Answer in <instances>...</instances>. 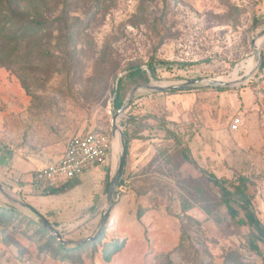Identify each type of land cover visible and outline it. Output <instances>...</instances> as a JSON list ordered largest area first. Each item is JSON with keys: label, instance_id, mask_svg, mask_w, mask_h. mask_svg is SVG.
Returning <instances> with one entry per match:
<instances>
[{"label": "rangeland", "instance_id": "rangeland-1", "mask_svg": "<svg viewBox=\"0 0 264 264\" xmlns=\"http://www.w3.org/2000/svg\"><path fill=\"white\" fill-rule=\"evenodd\" d=\"M263 29L264 0H0V186L53 226L64 246L91 239L82 250L59 251L0 191V264H263V245L262 256L249 248L253 231L230 218L205 175L247 177L264 227V70L239 68ZM131 67L146 70L148 81L123 85L131 103L117 125L127 153L100 230L121 144L107 166L89 167L57 196L30 183L74 136L98 132L114 145L113 91ZM242 77L221 91L143 87ZM236 117L242 124L232 131ZM114 244L121 247L106 262Z\"/></svg>", "mask_w": 264, "mask_h": 264}, {"label": "trees", "instance_id": "trees-1", "mask_svg": "<svg viewBox=\"0 0 264 264\" xmlns=\"http://www.w3.org/2000/svg\"><path fill=\"white\" fill-rule=\"evenodd\" d=\"M260 71L264 70V53H260ZM148 72L152 78L156 77V68L155 65L152 63H148ZM136 80H142L143 82H147V71L142 70L141 68H128L126 71V74L119 78L116 83V89L113 91V109L119 110L123 104V85L126 83L134 82ZM218 90H223L222 88H219ZM98 133V132H97ZM124 143L128 145L127 136L124 139ZM184 158L188 161H190V158L187 155H184ZM206 179L209 183H212L214 186L218 187L221 191V196L224 201V204L226 206V209L228 211V214L232 220H235L238 226H247L252 231V238L248 240V246L251 250L257 252L258 255L262 256L261 251L259 250V246L257 243H261L264 247V227L261 224V222L257 219V217L254 214L253 208H252V196L248 193L249 186L252 184V182L244 176L241 175H234V181L231 182H222L215 178L212 174H207ZM79 179L78 177L70 180L66 185L61 186L59 188H47L41 192H39L40 195L48 197V196H57L61 193H63L66 188L69 186V184ZM122 185V183H121ZM231 203L236 205V207L239 209L234 208L231 206ZM13 211V209H11ZM239 211L243 213V216L241 217L239 215ZM53 242L56 240L51 237L50 238ZM100 239V238H99ZM98 241V240H97ZM96 243V241H95ZM92 245H94V242H91ZM58 250L62 252H71L72 250H82L87 245L84 244H78L75 245L72 248H69L68 246H64L63 244L59 243ZM120 245H113V250L111 252H105V255L103 256V259L106 262L110 261L112 253H116L120 249ZM263 264H264V258H263Z\"/></svg>", "mask_w": 264, "mask_h": 264}, {"label": "built area", "instance_id": "built-area-1", "mask_svg": "<svg viewBox=\"0 0 264 264\" xmlns=\"http://www.w3.org/2000/svg\"><path fill=\"white\" fill-rule=\"evenodd\" d=\"M242 121L234 118L230 129L238 131ZM111 142L102 133H88L70 138L64 146L61 158L34 173L30 187L41 192L47 188H59L80 177L89 167L107 165L111 156Z\"/></svg>", "mask_w": 264, "mask_h": 264}, {"label": "water", "instance_id": "water-1", "mask_svg": "<svg viewBox=\"0 0 264 264\" xmlns=\"http://www.w3.org/2000/svg\"><path fill=\"white\" fill-rule=\"evenodd\" d=\"M259 38L263 39L262 44L264 43V29L262 30V32H260L259 34ZM254 41H252V47L254 50V55H253V60L256 64L255 70H258L260 68V48L255 47L254 45ZM261 44V45H262ZM245 77H242L240 79H238L237 81L234 82H226V81H216V80H199V81H192V82H188L185 84H177V85H166V86H156V85H144L143 87L145 89L151 90V91H157V92H165V91H181V90H187V89H192V88H202V87H211V88H222V87H229L232 86L235 83H240L244 80ZM138 87L134 88L131 92V97L134 96V93L137 91ZM131 103V98L127 101L126 104H124L119 110H117L115 112V114L112 117V131L113 132H118L119 136H120V144H121V156L119 159V166L116 172V175L114 177V179L112 180V182L109 185L108 191H107V195H108V200H109V207L106 210V212L103 214L102 217V221H101V226H100V230L102 229V227H104L109 212L112 208V199L114 198V194L115 192L118 190V187L120 185V179L121 176L123 174V170H124V165H125V158H126V153H127V148L126 145L124 143V136H123V132L119 129V126L117 125V119L118 117L125 111V109L129 106V104ZM111 148H112V140H111ZM0 191L5 195V198L10 202L11 205L19 208V209H23L26 212L30 213L31 215L34 216L36 222L38 224H40L42 227H44L51 236H53L54 238L57 239V241H59L61 244H65L68 243L66 241H64L62 239L61 234L53 227L51 226L39 213H37L32 207H30L28 204L18 200L15 197H11L9 195H7L4 190L2 189V186H0ZM99 230V231H100ZM99 233V232H98ZM93 239V238H92ZM89 240H85V241H90ZM85 241L83 242H76L75 244H83L85 243ZM70 244V243H69Z\"/></svg>", "mask_w": 264, "mask_h": 264}, {"label": "bare ground", "instance_id": "bare-ground-1", "mask_svg": "<svg viewBox=\"0 0 264 264\" xmlns=\"http://www.w3.org/2000/svg\"><path fill=\"white\" fill-rule=\"evenodd\" d=\"M262 42H263V39H259L254 45H255V47H258V48H260V46H261V44H262ZM255 67H256V64H255V62H254V60H253V58L251 59H249V60H247L246 62H243V63H241L240 64V66H239V68H241V69H243L244 70V73H246L247 75H252V73H254V71H255ZM238 78V75L237 74H234L233 75V79H237ZM117 134H118V132H117ZM119 136L117 135V140L115 141V143H114V145L112 146V153H111V156L110 157H112V155L113 156H116L117 154H118V151H119V149H120V143H119V138H118ZM119 156V155H118ZM109 160H110V158H109ZM117 163V162H116ZM108 164V163H107ZM12 196V195H11Z\"/></svg>", "mask_w": 264, "mask_h": 264}, {"label": "crops", "instance_id": "crops-1", "mask_svg": "<svg viewBox=\"0 0 264 264\" xmlns=\"http://www.w3.org/2000/svg\"><path fill=\"white\" fill-rule=\"evenodd\" d=\"M61 155H62V153H61ZM61 155H60V157H61ZM53 163V162H52ZM51 164V163H50ZM48 165V164H47ZM108 165V164H107ZM107 165H105V166H107ZM83 180L84 179H86V174L83 176V178H82Z\"/></svg>", "mask_w": 264, "mask_h": 264}]
</instances>
